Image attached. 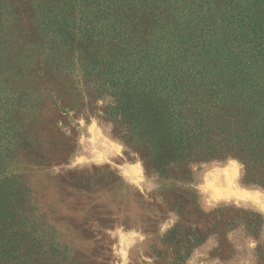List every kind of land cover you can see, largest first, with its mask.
<instances>
[{
	"label": "rangeland",
	"instance_id": "374dc122",
	"mask_svg": "<svg viewBox=\"0 0 264 264\" xmlns=\"http://www.w3.org/2000/svg\"><path fill=\"white\" fill-rule=\"evenodd\" d=\"M140 50L243 97L264 81V0H0V201L13 217L0 240L19 247L4 248L8 264H264V188L236 157L162 177L107 116L101 72ZM212 103L206 122L223 121Z\"/></svg>",
	"mask_w": 264,
	"mask_h": 264
},
{
	"label": "trees",
	"instance_id": "16d2710c",
	"mask_svg": "<svg viewBox=\"0 0 264 264\" xmlns=\"http://www.w3.org/2000/svg\"><path fill=\"white\" fill-rule=\"evenodd\" d=\"M138 52L139 58H130L133 52H114L115 58L107 61L101 74L115 99L107 116L121 120L120 137L132 141L142 152L141 158L152 173L167 177L174 167L232 155L243 165V181L264 188V81L252 79L239 86L246 94L232 99L228 84L208 88L210 84L204 82L207 85L203 87V82H196L190 72L185 75L174 63L165 61L163 66H157L152 64L149 53ZM184 76L190 80H184ZM207 94L212 95L214 108L228 113L223 121L206 122L203 117L202 101ZM5 203L7 197L0 201V226L13 218ZM250 231L256 233L254 229ZM4 235L0 240V264H8L12 256L9 252L6 257L4 248L14 254L19 248L17 240L5 247Z\"/></svg>",
	"mask_w": 264,
	"mask_h": 264
}]
</instances>
